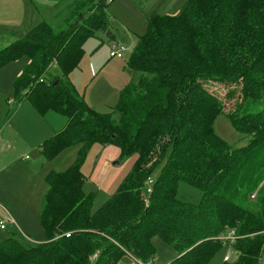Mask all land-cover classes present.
I'll use <instances>...</instances> for the list:
<instances>
[{"label": "trees", "instance_id": "1", "mask_svg": "<svg viewBox=\"0 0 264 264\" xmlns=\"http://www.w3.org/2000/svg\"><path fill=\"white\" fill-rule=\"evenodd\" d=\"M113 1L58 0L48 9L56 25L43 20L0 49V67L20 56L29 59L14 83L17 98L28 99L41 115L65 118L41 144L44 156L52 160L79 145L68 169L46 175L41 223L47 240L0 241V264H121L124 256L151 264L154 238L176 253L164 264H208L224 246L221 236L233 229L239 257L220 264H260L264 0H188L177 15H152L129 61L138 80L101 113L68 75L79 65L86 38L98 30L112 35ZM51 66L60 74L48 80ZM220 113L246 145L232 146L216 134ZM95 143L118 147L123 158L139 157L117 192L92 211L95 193L83 189L82 166ZM180 180L202 191L200 203L178 199Z\"/></svg>", "mask_w": 264, "mask_h": 264}, {"label": "rangeland", "instance_id": "2", "mask_svg": "<svg viewBox=\"0 0 264 264\" xmlns=\"http://www.w3.org/2000/svg\"><path fill=\"white\" fill-rule=\"evenodd\" d=\"M53 1L0 0V49L13 41L14 36L25 35L43 20L56 25L54 22L57 18L52 11L42 9L49 8ZM187 2L114 0L109 5L108 29L113 36L98 30L94 36L86 38L79 65L68 75L89 105L98 112H109L110 107L117 103L124 86L136 82L140 76L131 70L129 61L140 36L147 31L149 18L156 13L177 15ZM40 8L42 11L39 13ZM117 46L123 48L122 58L110 56L112 48L116 50ZM28 62L26 56H20L0 67V241L15 237L23 244L47 240L41 223V206L48 189L46 172L68 169L79 150L78 144L72 145L49 161L39 149L42 137L52 134L65 119L55 112L41 115L28 99L17 98L14 83ZM56 74H60L59 68L51 66L46 78L52 80ZM220 89L219 93H224L223 88ZM236 97L237 94L230 102L234 103ZM213 126L216 134L228 144L246 145L247 139L235 129L226 115H216ZM138 157V154H132L129 158H123L114 146L92 145L82 166L85 176L83 189L95 193L92 211H96L116 193ZM161 168L162 165L156 169L152 179L156 178ZM152 183L147 182L146 188ZM177 197L184 202L198 204L202 200V191L180 180ZM251 200L254 199L251 197ZM153 242L156 258L151 264H164L176 254L159 238H154ZM228 250L229 247L224 245L208 264H220ZM261 262L264 264V251ZM121 264L143 263L124 256Z\"/></svg>", "mask_w": 264, "mask_h": 264}, {"label": "built area", "instance_id": "3", "mask_svg": "<svg viewBox=\"0 0 264 264\" xmlns=\"http://www.w3.org/2000/svg\"><path fill=\"white\" fill-rule=\"evenodd\" d=\"M114 48L115 47L112 48V51L110 52V56L122 58L123 57V54H122L123 48L119 47V46H117L116 50H114ZM0 140H1V134H0ZM149 183H152V181L149 180ZM150 192H151V186L146 188V193L149 194ZM251 197L254 199L255 193H253L251 195ZM1 227L4 228L3 225H1ZM237 238H238V236H237V233L234 229L227 231L226 233H224L221 236V240H222L223 244L225 246L229 247L228 252L223 257V261H225V262L234 261L239 256L238 251L235 250L233 247V244L236 242ZM262 255H263V253H262ZM261 260H262V257H261ZM260 264H262V262H260Z\"/></svg>", "mask_w": 264, "mask_h": 264}, {"label": "crops", "instance_id": "4", "mask_svg": "<svg viewBox=\"0 0 264 264\" xmlns=\"http://www.w3.org/2000/svg\"><path fill=\"white\" fill-rule=\"evenodd\" d=\"M31 1H32V0H31ZM57 1H58V0H56V1L54 0V1L49 5V8H50L51 6H53ZM49 8H45V7H44V8H42V9H45V10L47 9V10H48ZM40 9H41V8H40ZM40 9H39V10H40ZM42 9L39 11V13L42 11ZM16 36H18V35H16ZM11 42H12V41H11ZM7 45H8V44H7ZM127 84H128V83H127ZM127 84H126V85H127ZM126 85H125V86H126ZM125 86H124V87H125ZM85 100H86V99H85ZM87 103H88V102H87ZM88 104H89V103H88ZM90 106H91V105H90ZM91 107H92V106H91ZM111 107H112V106H111ZM92 108H93V107H92ZM93 109H94V108H93ZM36 111H37V110H36ZM37 112H38V111H37ZM64 119H65V118H64ZM64 124H65V120H63L62 125H61L59 128L55 129V131H53L52 134H50V135H45L46 137H42L43 139H42V141H40L39 149H40L41 144H42L46 139L52 137V136H53L58 130H60V129L64 126ZM110 146H113V145H110ZM103 147H107V146H103ZM114 147H116V146H114ZM40 150H41V149H40ZM116 150L120 153V149H119L118 147H116ZM41 152H42V151H41ZM26 157H28V156H26ZM49 161H51V160H49ZM48 173H49V171H48ZM48 173L46 172V175H47ZM116 192H117V191H116ZM113 195H114V194H113ZM113 195H112V196H113ZM106 201H107V200H106ZM106 201H105V202H106ZM41 207H42V206H41ZM14 223L19 225V223H18L17 221H14ZM19 226H20V225H19ZM1 228H2V227H1Z\"/></svg>", "mask_w": 264, "mask_h": 264}, {"label": "water", "instance_id": "5", "mask_svg": "<svg viewBox=\"0 0 264 264\" xmlns=\"http://www.w3.org/2000/svg\"><path fill=\"white\" fill-rule=\"evenodd\" d=\"M58 82H59V81H58V80H56V81H55L53 84H54V85H57V84H58Z\"/></svg>", "mask_w": 264, "mask_h": 264}]
</instances>
